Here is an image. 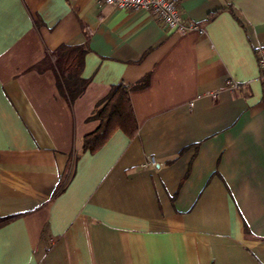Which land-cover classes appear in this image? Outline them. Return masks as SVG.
<instances>
[{"label": "crops", "instance_id": "crops-1", "mask_svg": "<svg viewBox=\"0 0 264 264\" xmlns=\"http://www.w3.org/2000/svg\"><path fill=\"white\" fill-rule=\"evenodd\" d=\"M178 9L204 34L99 0H0V264H264V0ZM76 47L70 103L55 55ZM143 81L137 135L83 152L111 87Z\"/></svg>", "mask_w": 264, "mask_h": 264}, {"label": "trees", "instance_id": "trees-1", "mask_svg": "<svg viewBox=\"0 0 264 264\" xmlns=\"http://www.w3.org/2000/svg\"><path fill=\"white\" fill-rule=\"evenodd\" d=\"M85 47L62 48L55 55V68L59 73V92L73 103L85 91L88 81L80 77ZM146 81L133 86L123 83L111 87L106 98L97 104L89 120L97 122L96 128L82 138V151L94 154L99 151L112 135L119 131L128 140H132L138 132L129 91L142 88ZM64 187L61 186L59 191Z\"/></svg>", "mask_w": 264, "mask_h": 264}, {"label": "built area", "instance_id": "built-area-1", "mask_svg": "<svg viewBox=\"0 0 264 264\" xmlns=\"http://www.w3.org/2000/svg\"><path fill=\"white\" fill-rule=\"evenodd\" d=\"M103 6H109L126 12L145 11L149 13L158 23L169 31L185 33L196 31L203 35L204 30L197 24L184 20L178 9V0H99ZM259 67V80L264 91V46L255 49ZM229 90L236 92L240 86L232 81L228 82ZM211 98L216 99L217 93H211ZM149 164L154 165L155 159L150 158Z\"/></svg>", "mask_w": 264, "mask_h": 264}]
</instances>
